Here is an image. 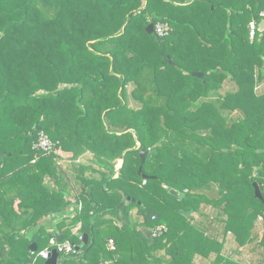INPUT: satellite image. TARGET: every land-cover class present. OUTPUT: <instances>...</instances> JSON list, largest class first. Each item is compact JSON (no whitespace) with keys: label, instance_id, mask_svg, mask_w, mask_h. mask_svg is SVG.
I'll return each instance as SVG.
<instances>
[{"label":"trees","instance_id":"16d2710c","mask_svg":"<svg viewBox=\"0 0 264 264\" xmlns=\"http://www.w3.org/2000/svg\"><path fill=\"white\" fill-rule=\"evenodd\" d=\"M262 9L264 0H0V264H42L51 234L81 240L63 220L53 233L43 221L67 213L68 194L72 226L90 238L62 264H251L225 254L226 237L235 253L255 243L264 264L253 187L263 192L264 29L248 34ZM158 22L167 33L149 34ZM40 131L54 152L33 147ZM86 155L96 166L76 163ZM60 159L73 162L69 193ZM159 223L166 231L153 237Z\"/></svg>","mask_w":264,"mask_h":264},{"label":"crops","instance_id":"0c3cea01","mask_svg":"<svg viewBox=\"0 0 264 264\" xmlns=\"http://www.w3.org/2000/svg\"><path fill=\"white\" fill-rule=\"evenodd\" d=\"M259 27V25H258ZM61 155H64V156H69L70 153L68 152H64V151H60L59 152ZM86 158L87 159H77L76 160V163L77 164H84V165H89L92 164L93 166H96L92 163V159H88L89 156L86 155ZM62 165V169L63 171L65 172V175L67 177L65 178H62L61 179V185H63V188L68 190L67 192H72V190L70 189L71 187H68L67 186V182H68V178L72 181V184L75 186L76 184L73 182L74 180H76L77 178L75 177V170H74V166L72 165L73 162L70 161V159H60L59 161ZM121 164V160L118 161L116 167H119ZM48 178V185H50L51 188L53 189H56L57 188V184H56V181H55V178L54 177H47ZM45 181H46V178H45ZM47 183V181H46ZM67 199L69 200V205L66 207L67 208V213L64 214V216H61V215H57V214H51L47 217V219H44L43 221H48L49 222V226L46 227L47 231L53 233V227L52 225L53 224H56L57 222H59L60 220L63 222H65V225L63 227L64 228H68L72 231V233L74 235H81L82 236V233L79 232L78 228H79V225L80 224H77V225H73L72 226V217L76 214L75 213V201H74V198H73V195L72 194H68L67 196ZM193 215L196 216V214L194 213ZM256 228L259 227L261 225L260 222H256ZM264 228H261L259 229L260 232L258 233V236L261 235V230H263ZM60 234H63V233H59L58 235ZM229 234V233H228ZM57 235V236H58ZM64 235V234H63ZM231 236V235H229ZM51 237H54L53 234H51L50 238ZM57 239V237H55ZM90 238V237H89ZM228 238V239H227ZM89 241V239H88ZM254 244L255 243H248L246 244L245 246H242V247H239L237 250V252H232L233 249L236 247L237 243L235 241V239L233 238V240L230 238V237H226V240H225V246H224V249H226V255H230L232 256L234 259H237L243 263H251V264H261L260 260L262 258V252H261V248H257L254 247ZM59 258V257H58ZM196 260H199V257H196Z\"/></svg>","mask_w":264,"mask_h":264},{"label":"built area","instance_id":"2783aa9c","mask_svg":"<svg viewBox=\"0 0 264 264\" xmlns=\"http://www.w3.org/2000/svg\"><path fill=\"white\" fill-rule=\"evenodd\" d=\"M258 17L260 18V21H264V9L259 11ZM258 23L256 20H251L248 24L249 29V38L252 41L255 36L256 28L258 27ZM154 31L157 35L163 36L167 33L169 26L167 23L164 22H158L154 25ZM55 143L50 139V137L44 132L40 131L37 136V140L34 142L33 147L39 151H41L44 154H49L51 152L55 151ZM263 197V203H264V189L262 192ZM77 208H81V203L79 202L77 204ZM261 218V217H259ZM164 231H166V225L159 223L154 228H152V236L156 237L161 235ZM79 239H82V236L78 234ZM109 248L113 247V242L110 239L108 243ZM52 250H56L57 253H63L65 255H73L76 253L75 245L70 240H61L58 241L55 237H51L49 240V245L47 247H44L43 249L39 250L37 253L38 257H41L43 259H47L49 257V254Z\"/></svg>","mask_w":264,"mask_h":264},{"label":"water","instance_id":"95a60500","mask_svg":"<svg viewBox=\"0 0 264 264\" xmlns=\"http://www.w3.org/2000/svg\"><path fill=\"white\" fill-rule=\"evenodd\" d=\"M154 24L153 23H149L146 27V31L149 33V34H152L153 31H154ZM264 29V21H260L259 22V30H263ZM194 76H198V77H202L203 76V73H200V72H193L192 73ZM146 154H147V151L144 150V149H141L140 150V158H141V162L143 163L144 160H145V157H146ZM1 158L4 157L3 154H1L0 156ZM141 168H139V172H140ZM166 187V185H164ZM253 187H254V195L256 198H258L260 201H263V197H262V193L260 191V188L258 186V184L256 182L253 183ZM169 192L171 194H174L176 196H181L182 193H180L179 191L175 190V189H170ZM135 199H132V201H134ZM183 212V211H181ZM185 214H187V212H183ZM90 237V234L88 233H83L82 234V239L80 241H78L77 244H75V249L78 250V251H81V245L82 244H87L88 243V239ZM64 238V235L63 234H60L57 236V240L58 241H61L62 239ZM91 246V243L89 244L88 248ZM29 249L34 252L36 249H37V246H36V243H31L29 245ZM58 253L56 250H52L49 254V257L47 259H44V262L42 264H58Z\"/></svg>","mask_w":264,"mask_h":264},{"label":"rangeland","instance_id":"374dc122","mask_svg":"<svg viewBox=\"0 0 264 264\" xmlns=\"http://www.w3.org/2000/svg\"><path fill=\"white\" fill-rule=\"evenodd\" d=\"M227 84H224L223 86H222V88L220 89V92L221 93H224L226 90H227ZM129 104H133V102L130 100L129 101ZM80 159H87L86 158V156H82ZM46 181H47V184L49 183L48 182V178H46ZM144 183V182H143ZM179 211H181V210H179ZM101 244V243H100ZM41 245H46L45 247H47L48 245H49V243H47V239H44V241L42 242V244ZM109 247V246H108ZM64 257V255L62 254V253H60V256H59V258H58V264H62V259H64L63 258ZM41 261H43V258H42V260ZM44 262V261H43Z\"/></svg>","mask_w":264,"mask_h":264}]
</instances>
